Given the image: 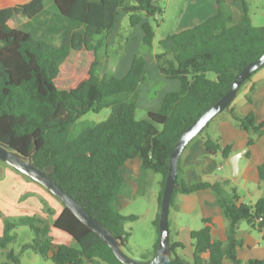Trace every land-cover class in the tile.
Segmentation results:
<instances>
[{"label": "trees", "instance_id": "trees-1", "mask_svg": "<svg viewBox=\"0 0 264 264\" xmlns=\"http://www.w3.org/2000/svg\"><path fill=\"white\" fill-rule=\"evenodd\" d=\"M236 1L243 7L238 22H234L229 2L215 0V14L159 40V69L169 79L179 80L180 86L166 93L146 118L138 119L140 89L147 80L144 56L137 55L128 73L118 77L98 74V52L123 13L129 15L131 27L143 24V44L151 50L156 30L150 22H143L145 17L163 12L156 0H55L59 13L67 18L59 44L52 40L53 34L38 36L17 23L18 15L35 18L43 14L45 0L17 4L0 0V141L26 155L35 149L34 164L42 169L52 165L51 177L107 226L123 248L127 247L125 224L138 217L122 214L117 208L116 198L127 188L121 168L140 156L144 170L162 174V204L171 152L181 134L230 89L243 67L264 54V25L255 26L247 2ZM92 47L96 57L88 78L75 84L74 78L61 80V63L73 51L86 52ZM208 72L216 73V79H210ZM105 108L112 110L107 120L80 122L88 112ZM231 114L250 134H264V121L258 123L253 112L241 115L231 108ZM253 143L251 137L248 145ZM204 145L211 155L221 152L228 158L232 154L231 146H223L209 135ZM259 170L264 181V164ZM228 185L227 180L182 185L183 192L211 188L216 193L229 219L227 241L214 240L211 227L205 225L192 232L194 258L178 255L176 248L183 244L171 243L173 257L168 264H223L226 258L242 264L238 258V226L247 221L264 229V196L254 204L239 202L236 189L227 190ZM177 190L175 187L172 199ZM160 213L155 220L158 227ZM52 224L69 234L74 244H55L47 220L29 216L5 220L0 247L6 249L15 240V228L28 225L35 238L24 249L31 248L53 264H124L67 206ZM158 246L159 241L155 253ZM203 253L209 254L207 260ZM141 257L149 259L146 254ZM0 264H21L20 256L9 250ZM245 264H264V258H253Z\"/></svg>", "mask_w": 264, "mask_h": 264}, {"label": "rangeland", "instance_id": "rangeland-1", "mask_svg": "<svg viewBox=\"0 0 264 264\" xmlns=\"http://www.w3.org/2000/svg\"><path fill=\"white\" fill-rule=\"evenodd\" d=\"M29 0H11L12 3H24ZM162 7L163 12L156 16L145 17L144 22L153 24L156 30L153 48L149 50L143 44L144 28L143 24L135 27L130 26L129 15L123 13L120 17L117 28L104 39L102 47L99 49L100 64L96 67L99 75L110 74L122 77L130 70L132 61L137 55H143L146 60L147 80L142 84L138 98V108L136 117L138 119L146 118L148 110L157 109L161 103L162 96L166 93L176 90L180 86L177 79H169L160 69L156 59V54L162 49L159 47V40L191 28L194 25L203 22L215 14V0H156ZM234 11L242 13L243 7L236 0H226ZM248 6V12L255 26L264 25V0H245ZM41 14V17L35 18L32 22L19 20L21 27L32 30L40 36L45 35L39 29V23H44L45 18L48 21L64 22L67 20L56 8ZM26 20V19H25ZM45 25V24H44ZM47 25V24H46ZM46 36H49L48 34ZM58 36V37H57ZM57 36L52 40L60 43L61 36L57 31ZM99 39V38H97ZM54 43V44H55ZM96 44V41L94 42ZM95 50L86 52L73 51L70 56L61 63L60 79L65 81L74 78L73 84L81 79L88 78V69L95 61ZM264 67V66H263ZM262 68V67H261ZM210 79H216V73L208 72ZM70 81V80H69ZM225 111V110H223ZM111 108H105L99 112L90 111L81 117L80 122H102L111 115ZM206 129L197 137L204 136ZM0 236L5 232V220L18 217H38L47 220L50 226V236L55 244L67 241L70 235L64 231L55 228L52 224L58 214L61 205H65L56 195L51 193L41 183L30 178L18 169L0 159ZM232 171V170H231ZM143 172L150 176L141 179V189L138 194H130L129 188H125L124 193L128 195L127 205L117 203L118 210L125 215L133 214L138 218L134 221H128L125 224L126 231L130 234L129 244L125 247V252L134 260H143L141 254H146L153 242L155 236L160 237L159 227L153 223V211L156 206L154 193L159 185L155 183L154 177H162V174L152 170ZM220 174V171H217ZM232 181L238 184L240 179L233 176ZM234 186V185H233ZM232 186H227L231 190ZM15 240L3 249L0 247V260L5 259L9 250H14L20 256L21 264H53L51 259L44 258L41 254L31 248L24 249V245L31 243L35 238L33 229L28 225H21L14 229ZM74 244L73 238H71Z\"/></svg>", "mask_w": 264, "mask_h": 264}, {"label": "crops", "instance_id": "crops-1", "mask_svg": "<svg viewBox=\"0 0 264 264\" xmlns=\"http://www.w3.org/2000/svg\"><path fill=\"white\" fill-rule=\"evenodd\" d=\"M17 4V3H14ZM56 8L59 13L55 0H45V11H52ZM216 12V10H215ZM241 14L234 11V22L240 20ZM42 15L38 16L41 17ZM37 18V17H35ZM35 18H28L26 16H17V23L19 27V20L24 22H32ZM26 19V20H25ZM45 18L44 23H39V29L49 37L51 34L57 36L62 35V28L66 25L64 22L48 21ZM45 24V25H44ZM47 24V25H46ZM30 30V29H29ZM41 34L40 36H45ZM58 37V36H57ZM163 97V96H162ZM231 108L241 115H247L253 112L256 115L258 123L264 121V67L257 70L253 76L245 81L241 86L238 94L233 100L229 108L224 109L217 114L206 128V134L201 137H195L184 149L178 164V185L171 201L169 225H170V241L177 244L182 243V247L176 248V253L192 260L195 254V248L192 241V232L199 230L205 225L211 227V233L214 240L227 241V227L229 219L224 213V209L219 203L216 193L211 188L200 189L194 192L181 191L182 185H190L202 181H229L228 186L235 188L239 195V202L247 204H254L264 196V181L260 177V166L264 164V134H250L245 129L241 128L233 119ZM149 111V110H148ZM212 136L220 140L223 146H231L232 154L241 151L246 153L239 160V174L240 183H235L231 180V167L228 164V158H225L221 152L216 155H211L204 145L206 136ZM199 136V135H198ZM253 138L254 143L248 145L250 138ZM230 155V156H231ZM217 171L221 173L218 174ZM121 174L126 180L127 188L130 194L136 195L141 189V179L143 177L149 178L143 172L142 159L137 156L135 159L127 162L121 168ZM237 178V177H236ZM155 183L159 185L154 193L156 206L153 211V223L161 211L160 194L162 191V177H154ZM234 185V186H233ZM128 195H119L116 198L117 203L127 205ZM64 205L58 209V215L63 211ZM133 215V214H128ZM53 220V221H54ZM205 220H208L206 222ZM53 223V222H52ZM257 225L259 222L257 221ZM130 236V234H129ZM129 236L127 246L129 247ZM237 239L240 241L238 246V258L245 264L248 260L253 258H264V229H259L258 226H253L247 221L239 224L237 230ZM70 239L58 244L64 243L72 245ZM159 241V236L153 238L150 249L146 255L148 260L155 256V246ZM139 255H145L140 254ZM204 259L209 258L208 253H203ZM145 261V260H141ZM85 264H102L94 261H87ZM223 264H235L230 259H225Z\"/></svg>", "mask_w": 264, "mask_h": 264}, {"label": "water", "instance_id": "water-1", "mask_svg": "<svg viewBox=\"0 0 264 264\" xmlns=\"http://www.w3.org/2000/svg\"><path fill=\"white\" fill-rule=\"evenodd\" d=\"M263 66L264 54L243 67L242 70L235 76L230 89L196 121H194L177 140L171 152L169 160V173L161 204L159 246L155 256L150 260L141 261L131 258L125 252L122 242L113 234V232L99 220L94 218L79 201L71 196L51 177L50 174L53 170L52 165L42 169L34 164L33 153L35 149H33L29 155H26L18 152L3 141H0V159L35 181L41 183L51 193L56 195L84 224L104 239V241L111 247L115 256L124 264H168L173 257L170 241L169 215L172 195L177 185L176 180L178 178V164L180 157L186 146L203 131L209 122L217 114L232 104L244 81ZM246 150L228 157L227 162L231 167L234 177H238L239 160L246 153Z\"/></svg>", "mask_w": 264, "mask_h": 264}, {"label": "built area", "instance_id": "built-area-1", "mask_svg": "<svg viewBox=\"0 0 264 264\" xmlns=\"http://www.w3.org/2000/svg\"><path fill=\"white\" fill-rule=\"evenodd\" d=\"M262 221V218L258 219V222Z\"/></svg>", "mask_w": 264, "mask_h": 264}]
</instances>
